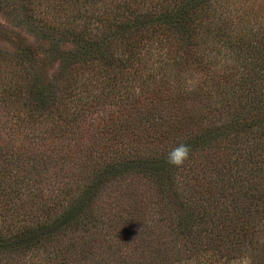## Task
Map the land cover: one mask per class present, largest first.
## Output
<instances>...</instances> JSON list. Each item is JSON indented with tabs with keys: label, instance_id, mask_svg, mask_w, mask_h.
I'll return each instance as SVG.
<instances>
[{
	"label": "trees",
	"instance_id": "16d2710c",
	"mask_svg": "<svg viewBox=\"0 0 264 264\" xmlns=\"http://www.w3.org/2000/svg\"><path fill=\"white\" fill-rule=\"evenodd\" d=\"M34 1L19 9L35 23ZM44 1L35 33L62 88L34 50L0 52V117L10 99L17 117L0 132V264H264V29L239 33L246 0Z\"/></svg>",
	"mask_w": 264,
	"mask_h": 264
},
{
	"label": "rangeland",
	"instance_id": "374dc122",
	"mask_svg": "<svg viewBox=\"0 0 264 264\" xmlns=\"http://www.w3.org/2000/svg\"><path fill=\"white\" fill-rule=\"evenodd\" d=\"M19 2L20 0H12V10L6 11L4 8V0H0V52H18L19 49L22 47H28L34 50V66L36 71L43 76V80L45 82L55 83V88L58 87L60 89L62 88V83H64V79H62V74L59 72V67L61 64L60 57L56 56V54L49 53L47 51V46L45 43L46 41H43L35 33L37 29L36 24H41L39 18H50L49 14L46 15L48 13V11L46 12L47 7H45L46 2L44 0H37L36 2H33V13L35 17V23L29 17L23 16L22 11L19 9ZM236 6L238 7V11L235 12V15L240 17V19H237V21H240L238 23L239 33H244L245 31H261L264 29V0H246L240 2V4H237ZM229 11V15L233 17L234 9L231 7ZM251 12H253V16L250 15L249 17H247L246 15ZM242 19L246 20L244 21ZM230 41L233 42V39L231 38ZM64 47L65 49L72 48V46L67 43ZM222 51L223 55L217 57V60L221 58L222 63L224 62V75L227 76V89H231V87L233 88L236 84H238L239 75L234 74L231 77L229 87L228 79L232 73H235L240 70V62L237 60L234 51H232V49L228 47V45H226V47ZM3 59V56L1 57L0 54V68L3 70H8L10 72L11 67L7 65L8 61L5 62ZM189 70L190 69H188L187 72ZM183 76L187 78L186 80H184L186 88H190L191 86H193L195 81L197 80V75L193 74L192 72H190L189 74L186 73ZM203 76L204 74H202V79ZM199 78H201V75L199 76ZM5 81L6 79L3 80L0 76V92L2 91V87ZM10 100L6 101L7 103L4 108L9 109L7 116L0 117V130H2L0 132L2 133L9 131L8 127H13L14 123L17 122V117L15 116L16 110L14 107L15 103L14 101ZM94 116L96 115H93L92 117ZM120 117L121 119H115L118 123L124 120V114H122ZM103 119H105V117ZM88 121H91V119H88ZM111 126H113L111 127L113 129H115L116 127V125L112 123ZM84 127L85 132H82L83 134L81 135V139L76 137L78 139V144L82 145L83 147L88 145L89 139L93 141V134L95 133L96 136L97 131L103 129V127H105V124L104 120H102V117H98V119H96L95 125H92L91 123L90 125H84ZM87 130H89V132ZM118 145H120V143ZM135 183V186L138 189H141L144 194L148 198H150L152 203L156 200L155 194L152 193L151 187H149V189L151 190V195L146 194L148 189V182L145 179L136 180Z\"/></svg>",
	"mask_w": 264,
	"mask_h": 264
},
{
	"label": "clouds",
	"instance_id": "9594fccd",
	"mask_svg": "<svg viewBox=\"0 0 264 264\" xmlns=\"http://www.w3.org/2000/svg\"><path fill=\"white\" fill-rule=\"evenodd\" d=\"M190 148L187 144H180L168 153L167 162L173 166H181L189 158Z\"/></svg>",
	"mask_w": 264,
	"mask_h": 264
}]
</instances>
